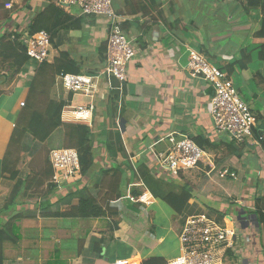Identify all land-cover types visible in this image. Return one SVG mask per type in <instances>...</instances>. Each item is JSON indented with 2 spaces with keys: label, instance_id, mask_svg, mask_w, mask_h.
<instances>
[{
  "label": "crops",
  "instance_id": "0c3cea01",
  "mask_svg": "<svg viewBox=\"0 0 264 264\" xmlns=\"http://www.w3.org/2000/svg\"><path fill=\"white\" fill-rule=\"evenodd\" d=\"M112 1L115 10L123 17L125 33L134 40L137 54L128 65L127 80L123 85L112 88L106 84L108 80H100V93L94 99L96 110L92 124L96 134L93 172L87 177H77L61 189L56 187L48 199L55 203L61 196L87 187L98 192L101 203L106 205L112 193L116 194L112 189L116 182L112 171L115 167L124 171V175L117 179L122 192L126 193L134 183L142 192L151 194L143 185L138 166L143 163L154 177L163 173H156L145 149L154 143H157V149L166 148L170 135L177 139L202 136L213 142L214 148H203L207 155L198 168L184 171L183 177L192 187L193 198L179 217L180 222L184 223L189 216L207 213L219 222L235 227V245L229 254L240 257L245 249L242 254L245 263L249 259L250 262L264 261V222L259 225L255 213L256 198L264 195V61L258 58L255 50L264 44V35H258L264 18L263 6L249 7L247 0H160L154 11L156 17H152L139 12L140 0ZM53 2L0 0V35L13 30L27 32L32 19ZM2 4H5L4 8ZM66 12L75 18L86 16L85 23L82 30L59 31L51 44L49 61H53L60 52H69L81 63L83 72H99L105 65L97 50L109 33V26L101 21L105 18L83 15L73 6H68ZM221 22L224 24L219 25ZM233 38L239 40L233 45L234 49L223 48L222 43ZM187 46L202 52L218 67H228L241 58L243 51L251 53V62L246 68L241 69L235 64L225 71L258 118L256 131L245 143H236L230 140L228 134L215 131L209 113L213 88L192 72ZM33 69L29 67L26 76H32ZM19 76H13L12 71L4 75L0 73V186L3 188L0 191V207L13 185L11 180L2 177L1 159L10 127L20 111V106L9 107V103L18 88H22L23 95H27V88L19 87ZM112 90L119 95V130L125 152V155L118 153L114 159L107 152L106 141V130L110 126L107 104ZM53 94L65 99L70 95L58 82ZM88 102L89 97L73 94L68 106ZM260 135L263 136L262 141L258 139ZM26 157L28 160L23 158V167L20 168L24 172L33 171L35 166L28 165L31 157ZM220 168H230L238 174V178L241 177L240 181L221 178L218 175ZM101 170H109V173L99 184ZM196 173L203 175L202 181L197 178L201 181L198 186H195L196 177L191 176ZM185 179L178 180L183 184ZM151 199L153 203L150 206L138 207L144 222L138 213L129 211L130 204L126 200L112 201L114 211L102 217H26L19 222L20 241L4 245V264H109L112 262L110 257L114 256L116 260H129L130 264L161 257L168 264L172 259L165 250V237L155 240V225L153 221L150 223L149 211L151 206H157L162 212L164 201L159 203L161 199L153 195ZM21 200L13 213L33 211L43 201L39 197ZM78 201V197H74L71 204L65 202L60 209H69ZM8 218L7 215L0 217V224L6 223ZM133 226L145 239L142 247L129 243V232ZM115 242L133 247L131 253L123 252L129 257L120 256V246ZM109 250L110 256L107 255Z\"/></svg>",
  "mask_w": 264,
  "mask_h": 264
},
{
  "label": "trees",
  "instance_id": "16d2710c",
  "mask_svg": "<svg viewBox=\"0 0 264 264\" xmlns=\"http://www.w3.org/2000/svg\"><path fill=\"white\" fill-rule=\"evenodd\" d=\"M160 0H140V13L144 16H155L154 12L158 7ZM219 1V0H218ZM247 6L259 7L263 6L264 0H247ZM57 5V6H56ZM140 5V3H139ZM2 8L5 4L1 5ZM67 5L57 4L56 1L51 3L37 14L27 26V31L30 35L46 30L51 35V42L61 30L78 29L82 30L86 16L75 18L66 12ZM94 17V16H90ZM156 17V16H155ZM16 39H13V35ZM23 33L18 30L2 33L0 35V65L5 69L2 70L3 75L6 72H11L13 76L19 74V87L27 88V95L24 100L19 103L20 111L15 119L14 124L10 127V133L6 141L4 155L1 159V173L4 179H9L13 182L9 192L6 195L3 205L0 207V217L3 215L9 216L8 221L0 224V264H4V245L6 242L18 243L21 239V227L19 222L26 217H65V218H96L102 217L107 212L114 211L111 202L116 200H126L130 204L131 212L138 213L141 217L143 214L138 207L142 206L139 197L143 193L134 184L126 193L118 188L117 179L124 175L121 167L113 168L116 182L112 186L113 192L111 198L106 202V205L101 203L100 194L95 193L92 189L84 187L66 196H61L55 203L51 202L48 197L55 192L56 185L51 183V178L54 174L50 156H47L44 161V166L41 170H33L24 172L20 168V164L24 157L31 156L33 158L41 151L43 146H47V142L55 135L63 144L61 147L75 148L79 153V161L81 165L80 176L87 177L93 172L95 163V142L96 134L93 132L92 126L79 123L67 122L62 119L63 110L70 104L73 93H70L67 99L56 97L53 94V88L58 82L62 85L61 76L66 73L71 74H88L96 75L98 72H83V66L69 52H60L53 61L38 62L32 59L27 54V47L20 42L19 38ZM258 35H264V18L261 22V30ZM109 36V33H108ZM108 36L101 42L98 48V54L102 64L105 65L107 60ZM257 56L261 61H264V44L255 48ZM251 62V53L248 51L242 52L241 58L229 64L246 68ZM29 67H33L34 74L26 76V71ZM228 67L219 68L223 71L229 70ZM112 75L106 74L103 78L109 80ZM114 77V76H112ZM115 78V77H114ZM117 79V78H116ZM118 80V79H117ZM119 81V80H118ZM121 83H123L121 81ZM117 84V83H114ZM214 95V90H213ZM23 103V104H22ZM89 103V102H88ZM119 95L115 90H112L107 104V116L110 123L106 130L107 152L111 158H116L118 153L125 155L121 144V134L119 130L118 106ZM256 131V130H255ZM198 146L205 149L214 148V143L202 136L193 139ZM50 148V147H49ZM240 155V154H239ZM138 171L142 172L143 185L147 187L154 198H159L168 204L178 215H182L189 201L193 198V190L188 182L183 184L178 181L184 180L183 173L175 177V181L155 178L150 174L149 169L141 163L138 166ZM214 171V170H213ZM109 170L100 171V183L103 181L104 175H107ZM136 175V173H134ZM182 175V176H181ZM218 175L223 178H231L237 183L241 177L232 171L230 168H220ZM174 177V176H171ZM96 188V187H95ZM3 188L0 186V191ZM39 197L43 201L40 202L33 211H25L26 213H13L20 203L22 198ZM74 197H78L77 205H71L69 209L61 210V205L67 202L71 204ZM256 215L259 225L264 222V195L256 198ZM142 219H145L142 217ZM139 230L133 226L129 232V243L132 246L142 247L143 239ZM145 237V236H144ZM120 246L121 257L125 259L129 256H124L123 252L133 251V247L127 244L115 242ZM110 251L108 256H110ZM231 254V253H230ZM116 260V256L110 257V261ZM141 264H167L166 260L161 257H151L144 260Z\"/></svg>",
  "mask_w": 264,
  "mask_h": 264
},
{
  "label": "built area",
  "instance_id": "2783aa9c",
  "mask_svg": "<svg viewBox=\"0 0 264 264\" xmlns=\"http://www.w3.org/2000/svg\"><path fill=\"white\" fill-rule=\"evenodd\" d=\"M57 4L78 8L83 15L104 16L109 19L107 60L103 69L96 75L66 73L61 76L62 86L69 93L83 94L90 98L85 105L67 106L62 119L67 122L93 124L96 105L94 99L100 93V80L110 74L119 81L127 80V68L137 54L134 40L123 29V17L115 10L112 0H54ZM13 39H16L14 34ZM27 47V54L38 62L50 59L51 35L46 30L32 35L25 32L19 38ZM192 72L205 80L214 90L210 98L209 113L215 131L226 133L230 140L245 143L253 136L258 118L240 97L229 75L196 48L187 46ZM23 104V103H22ZM260 141L263 136H259ZM157 143L145 149L156 173H166L177 177L180 173L196 169L206 157V152L191 138L168 137V146L157 149ZM54 170L51 183L59 187L66 181L80 176L79 153L75 148L62 147L50 153ZM139 200L142 206L151 204L148 193L143 192ZM236 229L219 222L207 213L189 216L179 231L180 256L168 264H222L227 253L234 248ZM109 264H130L129 260H114Z\"/></svg>",
  "mask_w": 264,
  "mask_h": 264
},
{
  "label": "rangeland",
  "instance_id": "374dc122",
  "mask_svg": "<svg viewBox=\"0 0 264 264\" xmlns=\"http://www.w3.org/2000/svg\"><path fill=\"white\" fill-rule=\"evenodd\" d=\"M98 17L105 18V19H101V21L105 22L109 26L110 21H109L108 18H106L104 16H98ZM220 24L223 25L224 22L219 23V25ZM238 41L239 40H236L235 38H233L232 40H229V41H224L222 43L223 48H225L226 50H231L232 51L234 49L233 45L236 44ZM215 63L217 64V62H215ZM5 68L0 65V73ZM114 83H117V84H114ZM106 84L111 86L112 88L116 87L118 85H123L120 81H118L116 78H114L112 76L109 78V80L106 82ZM25 97H26V95H23L22 88H18V90L14 92V95H13V97L11 99L12 102L9 103L10 104L9 107L12 106V105H16V107L18 106V108H19L20 101L24 100ZM55 135L56 134H54V136L47 142L48 147L44 145L39 153H37L33 158L29 159L30 162H29L28 165L29 166H32V165L35 166L34 167L35 171L42 169V167L44 166V161H45L46 157L50 156L51 148H57V147L63 146V144H61L60 140L58 138H56ZM24 158H26V160H28L27 157H24ZM23 163H24V161L22 160V162L20 164V167H23L22 166ZM1 164H2V162H1ZM183 174H184V172H183ZM158 176L159 177H155V178L164 179V180H172V181L176 182L175 177H171L169 174L163 173V174L158 175ZM191 176L193 178L196 177V179L194 180L195 181V186H198L199 183L203 180V175H201L200 173H198V174L196 173V175H191ZM197 178H199V180H201V181H198ZM71 181H73V180H71ZM71 181L69 180V181H66V182L62 183L58 188L63 187L65 184H67V183H69ZM178 181L180 182V180H178ZM185 182H187L186 179H185ZM151 194H148V195L150 196L149 198H150L151 203H153V200L151 199V197H152ZM162 202L163 201L159 200V203H162ZM162 205H163L162 212H161V210L158 209L157 206H151L150 207V209H149V211L151 213L150 223H152V221H153V223L155 225V228H154L155 235H156V239L155 240L157 241V239L159 237H165V243H164V246L166 247L165 250H167L168 253H170L171 259H174V258L180 256V254H181L180 241H179V231L180 230L177 229V227L180 228L181 225L183 224V222L182 223L180 222V218L179 217L181 215L176 214V212L168 204L163 202ZM153 213H156V214L153 215ZM175 218H176L177 221H175ZM144 220L145 219H143L142 222H144ZM253 250H254V247L251 248V251H253ZM244 252H245V249L239 255L240 257H236L233 254H229L228 253L227 257L224 260H222V264H264V261L260 262V260L259 261H255V260L253 261L252 260L250 262V259L245 263L244 258L242 256V254Z\"/></svg>",
  "mask_w": 264,
  "mask_h": 264
}]
</instances>
